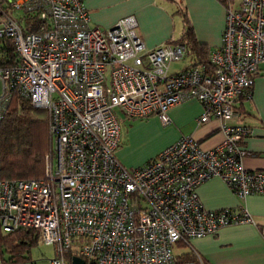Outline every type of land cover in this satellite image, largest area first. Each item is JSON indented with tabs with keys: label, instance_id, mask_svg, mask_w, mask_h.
<instances>
[{
	"label": "built area",
	"instance_id": "1",
	"mask_svg": "<svg viewBox=\"0 0 264 264\" xmlns=\"http://www.w3.org/2000/svg\"><path fill=\"white\" fill-rule=\"evenodd\" d=\"M219 1L225 26L209 63L170 73L188 46L172 38L147 48L132 15L103 29L84 0H0V40L13 39L19 56L0 67V123L15 93L48 110L51 135L42 177H0V227L36 229L54 256L10 264H175L178 242L255 224L243 207H204L196 191L218 177L241 199L264 193V170L242 164L251 128L228 123L264 64V0ZM189 99L202 106L198 124L219 122L220 143L203 149L182 135L140 166L118 159L123 120L168 125Z\"/></svg>",
	"mask_w": 264,
	"mask_h": 264
},
{
	"label": "crops",
	"instance_id": "2",
	"mask_svg": "<svg viewBox=\"0 0 264 264\" xmlns=\"http://www.w3.org/2000/svg\"><path fill=\"white\" fill-rule=\"evenodd\" d=\"M174 1L84 0V5L91 23L103 29L112 26L122 17L134 16L137 23L136 33L147 48H154L172 38L179 39L185 28V19L198 42L210 49L219 46L225 26V9L221 2L180 0L181 6L174 9ZM175 13L181 17L182 29L178 31L175 28ZM195 58L196 53L190 51L184 60L170 63L169 72L183 69L192 64ZM236 111L237 115L228 123H242L252 130L242 142L246 150L242 164L248 170H264V64L261 65V72L254 78L251 97L241 99L236 104ZM201 113V104L189 99L169 110L171 122L168 125H163L156 116L123 120L135 122L130 124L126 137L129 136L130 140L134 136L137 139L152 140L154 147L140 153L132 144L129 147H118V159L128 168L140 166L182 135H191L203 149L214 147L223 139L219 122L211 119L198 124L196 119ZM196 191L204 207L211 210L243 207L252 216L255 224L228 225L213 235L191 239L188 246L180 247V251L175 253L182 254L178 264H264V236L259 231V227L264 226V193L251 194L241 199L218 177L206 180Z\"/></svg>",
	"mask_w": 264,
	"mask_h": 264
},
{
	"label": "trees",
	"instance_id": "3",
	"mask_svg": "<svg viewBox=\"0 0 264 264\" xmlns=\"http://www.w3.org/2000/svg\"><path fill=\"white\" fill-rule=\"evenodd\" d=\"M183 15L185 16L184 11ZM29 25L26 22V26ZM36 22L28 27L36 31ZM188 46L189 52L196 53L194 64L209 63L210 48L198 42L194 31L185 19V28L177 39ZM19 62L13 39L0 40V67H7ZM252 88V87H251ZM244 97H241L240 100ZM239 100V101H240ZM51 148L49 133V112L43 107H34L30 101L12 94L5 116L0 123V177L2 179L39 178L44 173L45 156ZM41 242L40 234L35 229H18L4 232L0 227V260L4 264L26 262L33 259L32 248ZM178 247L188 246L183 242ZM73 248L67 256L76 255ZM182 254L175 255V264Z\"/></svg>",
	"mask_w": 264,
	"mask_h": 264
},
{
	"label": "rangeland",
	"instance_id": "4",
	"mask_svg": "<svg viewBox=\"0 0 264 264\" xmlns=\"http://www.w3.org/2000/svg\"><path fill=\"white\" fill-rule=\"evenodd\" d=\"M181 6V1L180 0H175L174 4H172L173 8L176 9L177 6ZM176 14V13H175ZM181 17H178V15H175V20H176V30H181L182 25H181ZM200 35V34H199ZM127 120V119H126ZM130 120V119H128ZM135 122H121V130H122V136H123V143H121L118 147H125L129 144L135 145V149L137 150L138 153L143 152V151H148L154 147V142L152 140H147V139H137L135 136L130 140V137H126L127 131L130 127V124H134ZM129 138V140H128ZM180 247L175 246L174 247V253H177L180 251ZM182 249V248H181ZM31 257L33 259H39V258H51L54 256L53 253V247L48 246L40 242L37 246L32 248ZM22 263V262H20ZM24 263V262H23Z\"/></svg>",
	"mask_w": 264,
	"mask_h": 264
},
{
	"label": "water",
	"instance_id": "5",
	"mask_svg": "<svg viewBox=\"0 0 264 264\" xmlns=\"http://www.w3.org/2000/svg\"><path fill=\"white\" fill-rule=\"evenodd\" d=\"M71 264H84V260L78 256H72Z\"/></svg>",
	"mask_w": 264,
	"mask_h": 264
}]
</instances>
